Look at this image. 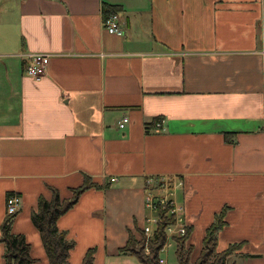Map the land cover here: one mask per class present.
Returning <instances> with one entry per match:
<instances>
[{"label": "crops", "instance_id": "1", "mask_svg": "<svg viewBox=\"0 0 264 264\" xmlns=\"http://www.w3.org/2000/svg\"><path fill=\"white\" fill-rule=\"evenodd\" d=\"M30 54L49 56L38 81ZM159 175L184 180L192 261L226 207L217 250L242 242L256 257L233 261L264 264V0H0V226L18 196L11 232L32 264H48L31 220L40 197L98 185L57 227L69 264L92 248L108 264L142 232L145 180Z\"/></svg>", "mask_w": 264, "mask_h": 264}, {"label": "trees", "instance_id": "2", "mask_svg": "<svg viewBox=\"0 0 264 264\" xmlns=\"http://www.w3.org/2000/svg\"><path fill=\"white\" fill-rule=\"evenodd\" d=\"M117 8L103 5V18L115 15ZM99 187L88 178L84 179L83 184L72 190V196L69 199H60L57 190L52 189V196L49 200L40 197L37 201V210L31 215L34 227L37 229L40 239L45 250L48 264H69L70 251L74 247V242L67 239L66 235L58 230V219L68 212L78 201L79 196L90 188ZM11 196L8 195L7 198ZM168 209L158 211L159 222L155 228L153 237L149 240V252H145V236L139 228L135 233L129 232L128 238L123 247L118 250L121 257L134 258L139 264H158L160 250L165 243V228L173 223V216L167 217ZM227 208L224 207L219 213H216L212 224L206 229L202 240L201 249L197 257L192 261L191 255H195L191 244L185 248L192 233V228H187L186 236L183 238H174L176 243L175 257L177 264H237L231 261L232 256L237 257H256L240 253L243 249V243H232L222 251H218L217 237L225 225L224 218ZM15 216H6L0 226V243L4 247L3 263L4 264H32L33 259L30 256V246L25 237L21 234L11 232V224ZM138 236L142 239L139 240ZM95 249H88L82 259L81 264H94Z\"/></svg>", "mask_w": 264, "mask_h": 264}, {"label": "built area", "instance_id": "3", "mask_svg": "<svg viewBox=\"0 0 264 264\" xmlns=\"http://www.w3.org/2000/svg\"><path fill=\"white\" fill-rule=\"evenodd\" d=\"M119 18L117 15H112L104 21V27L109 34L122 36L123 30L119 26ZM49 56L46 54H30L27 55V64L25 66L26 75L38 81L45 75L46 63ZM124 119L119 124L123 128L127 123ZM158 123L155 128H159ZM111 182L116 181L112 178ZM184 180L175 175H159L146 178L144 185V209L146 215L142 226V234L145 236V252H149V240L153 237L156 226L159 222L158 211L168 209L166 216H173V223L165 228V243L160 250L158 264H167L166 256L162 257L167 252V249L173 246L174 238H183L186 236L187 228L183 206L178 203V193L184 190ZM20 198L11 195L6 199V216H15L18 212Z\"/></svg>", "mask_w": 264, "mask_h": 264}, {"label": "rangeland", "instance_id": "4", "mask_svg": "<svg viewBox=\"0 0 264 264\" xmlns=\"http://www.w3.org/2000/svg\"><path fill=\"white\" fill-rule=\"evenodd\" d=\"M139 240H142L139 236H138ZM145 243V241H144ZM185 248H188L189 244L188 241L185 242ZM175 247H176V243L173 242V246L171 245L170 248L167 249V252L165 254L162 255L163 258H165L166 256V261L167 264H177L176 262V257H175ZM196 249V246H194L193 248V253L194 250ZM191 258H193V254L191 255ZM234 260V255L232 256V261ZM130 263V264H139L135 259H131L128 257H124V258H119V259H110L108 264H124V263Z\"/></svg>", "mask_w": 264, "mask_h": 264}]
</instances>
